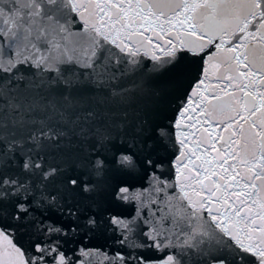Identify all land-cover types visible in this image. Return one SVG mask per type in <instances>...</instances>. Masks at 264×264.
I'll list each match as a JSON object with an SVG mask.
<instances>
[{
	"label": "snow or ice",
	"instance_id": "snow-or-ice-1",
	"mask_svg": "<svg viewBox=\"0 0 264 264\" xmlns=\"http://www.w3.org/2000/svg\"><path fill=\"white\" fill-rule=\"evenodd\" d=\"M92 257L264 264V0H0V264Z\"/></svg>",
	"mask_w": 264,
	"mask_h": 264
},
{
	"label": "water",
	"instance_id": "water-1",
	"mask_svg": "<svg viewBox=\"0 0 264 264\" xmlns=\"http://www.w3.org/2000/svg\"><path fill=\"white\" fill-rule=\"evenodd\" d=\"M151 65L144 68V78L147 80L148 73ZM139 103L141 106H152V100L148 96H143ZM165 115H171L170 112H166ZM166 122V121H163ZM167 172V168L164 169ZM139 186V185H137ZM100 199H105L106 197L102 194ZM88 202L87 197H85V203ZM137 203L132 202V204L125 205L121 211L128 216L130 219L131 216L136 214ZM118 233H113L112 231H105L103 234L100 233H89L88 235H83V230H81V234L72 238L71 242L65 245V250L68 253V256L71 257L72 260H76L79 256V252L81 248L87 249H100L102 252H107L109 255L114 254L116 251L120 250V245L117 243ZM135 238V237H134ZM33 239L31 235V231L28 229H21L14 236L13 242L20 246L22 249H28L30 241ZM126 251H131V249H126ZM136 252H142L144 255L148 256L152 260H160L163 259L168 251L165 250L163 252L152 250V249H136ZM83 259V257H80ZM92 264H99V260L96 257H92Z\"/></svg>",
	"mask_w": 264,
	"mask_h": 264
}]
</instances>
